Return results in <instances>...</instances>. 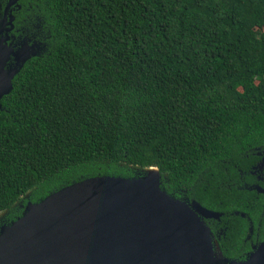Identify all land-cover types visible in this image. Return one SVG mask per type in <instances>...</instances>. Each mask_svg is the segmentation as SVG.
Returning <instances> with one entry per match:
<instances>
[{
  "label": "trees",
  "instance_id": "16d2710c",
  "mask_svg": "<svg viewBox=\"0 0 264 264\" xmlns=\"http://www.w3.org/2000/svg\"><path fill=\"white\" fill-rule=\"evenodd\" d=\"M10 18L0 214L156 168L244 261L264 240V0H18Z\"/></svg>",
  "mask_w": 264,
  "mask_h": 264
},
{
  "label": "water",
  "instance_id": "95a60500",
  "mask_svg": "<svg viewBox=\"0 0 264 264\" xmlns=\"http://www.w3.org/2000/svg\"><path fill=\"white\" fill-rule=\"evenodd\" d=\"M17 1L10 0L0 26V100L12 90L7 66L22 57L1 37L13 22L7 13ZM151 169L139 180L92 179L38 204L28 202L9 231L0 233V264H264V240L244 261L218 263L206 220L221 215L196 201L172 199L160 190L158 169L145 170ZM181 200L201 219L207 235L178 205Z\"/></svg>",
  "mask_w": 264,
  "mask_h": 264
},
{
  "label": "rangeland",
  "instance_id": "374dc122",
  "mask_svg": "<svg viewBox=\"0 0 264 264\" xmlns=\"http://www.w3.org/2000/svg\"><path fill=\"white\" fill-rule=\"evenodd\" d=\"M263 167H264V164L258 165L255 170H260ZM128 170L131 171L135 175L136 179H138V180L145 177L148 173H153V171H154V170H145V169H139V168H134V167H128ZM161 182H162V178L159 180V184ZM29 196H30V194L24 196L21 199V201H19L15 206H13V208H11L10 210L0 214V233L3 234V233H6L9 231V229L11 228V225L17 220V218L15 220H11L12 216H10V215H12L13 213H18L22 210L24 211V209L27 207L24 204V201H27L29 199ZM21 216H22V214H21ZM245 259H246V257H245Z\"/></svg>",
  "mask_w": 264,
  "mask_h": 264
},
{
  "label": "bare ground",
  "instance_id": "6f19581e",
  "mask_svg": "<svg viewBox=\"0 0 264 264\" xmlns=\"http://www.w3.org/2000/svg\"><path fill=\"white\" fill-rule=\"evenodd\" d=\"M151 170H153V169H151ZM178 205H179L182 209H184L186 212H188V213L192 216V218H193L196 222H198V224H200V226L203 228L204 233L207 235L208 233H207V229H206L205 225L203 224V222L201 221V219H199V217L194 213V211L190 208V206H188L187 203H186L184 200L179 201V202H178ZM211 243H212V247H213V249H212V254H213L215 260H216L218 263H222V262H224L226 259H225V257H223V256L220 254V251H219L218 245L216 244V242L214 241V239H212Z\"/></svg>",
  "mask_w": 264,
  "mask_h": 264
},
{
  "label": "flooded vegetation",
  "instance_id": "af4514ba",
  "mask_svg": "<svg viewBox=\"0 0 264 264\" xmlns=\"http://www.w3.org/2000/svg\"><path fill=\"white\" fill-rule=\"evenodd\" d=\"M261 164H264V161H262L259 165H261ZM263 169H264V167L261 168L260 170H255V173L258 174L257 181H259V182L263 181V179H262V177H261V175H260ZM213 236H214V235H213ZM214 241L217 242V240H216L215 237H214ZM216 244L218 245V243H216ZM247 254H248V253H247ZM247 254H245V256H247Z\"/></svg>",
  "mask_w": 264,
  "mask_h": 264
},
{
  "label": "snow or ice",
  "instance_id": "6c2138e0",
  "mask_svg": "<svg viewBox=\"0 0 264 264\" xmlns=\"http://www.w3.org/2000/svg\"><path fill=\"white\" fill-rule=\"evenodd\" d=\"M4 86V81H0V87Z\"/></svg>",
  "mask_w": 264,
  "mask_h": 264
}]
</instances>
